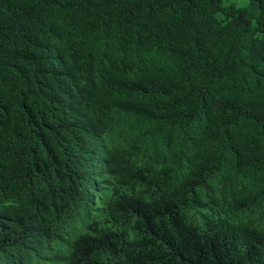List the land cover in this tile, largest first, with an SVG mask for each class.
Listing matches in <instances>:
<instances>
[{"label":"trees","instance_id":"trees-1","mask_svg":"<svg viewBox=\"0 0 264 264\" xmlns=\"http://www.w3.org/2000/svg\"><path fill=\"white\" fill-rule=\"evenodd\" d=\"M0 264H264V0H0Z\"/></svg>","mask_w":264,"mask_h":264}]
</instances>
